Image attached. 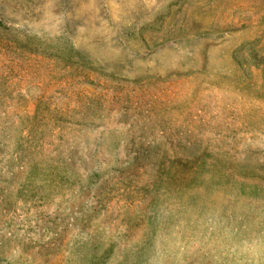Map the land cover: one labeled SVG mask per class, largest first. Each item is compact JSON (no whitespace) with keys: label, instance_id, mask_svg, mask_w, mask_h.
<instances>
[{"label":"rangeland","instance_id":"1","mask_svg":"<svg viewBox=\"0 0 264 264\" xmlns=\"http://www.w3.org/2000/svg\"><path fill=\"white\" fill-rule=\"evenodd\" d=\"M0 264H264V0H0Z\"/></svg>","mask_w":264,"mask_h":264}]
</instances>
